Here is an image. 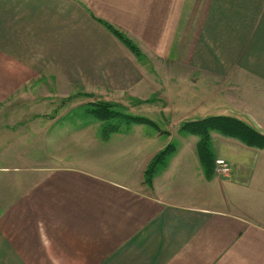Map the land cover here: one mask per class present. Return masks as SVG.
<instances>
[{"label":"crops","instance_id":"obj_1","mask_svg":"<svg viewBox=\"0 0 264 264\" xmlns=\"http://www.w3.org/2000/svg\"><path fill=\"white\" fill-rule=\"evenodd\" d=\"M49 66L58 79L115 80L135 93L164 81L158 90L178 92H155L163 105L154 109L171 124L144 125L156 130L150 137L134 125L136 137L101 138L98 154L80 157L84 169L55 168L50 200L47 185L13 187L33 195L0 201V264H264V149L211 132L214 160L232 171L206 176L199 137L180 131L227 116L264 133V102L245 86L224 92L229 82L264 81V0H0V105ZM136 141L137 156L121 151ZM172 145L147 185L145 171Z\"/></svg>","mask_w":264,"mask_h":264},{"label":"rangeland","instance_id":"obj_2","mask_svg":"<svg viewBox=\"0 0 264 264\" xmlns=\"http://www.w3.org/2000/svg\"><path fill=\"white\" fill-rule=\"evenodd\" d=\"M133 43L143 55L140 45L135 41ZM140 62L141 65H146L147 58ZM57 77L59 76L52 66H49L44 75L20 87V90L24 92L14 93L10 100L7 99L6 102L4 100L0 105V188L4 192V194L0 193L2 202L13 201L17 196H22L23 199L32 196L33 194L29 192L20 195L14 191L13 187L37 184L47 185L42 189L46 191L43 193L42 200H50L52 185L55 184V168L84 169L83 158L80 157L83 156L86 148L98 154L102 148L100 144H106L103 141L106 136L103 133L102 123L87 113L95 104L106 102L122 106L127 114L149 118L158 132L169 130L167 125L171 123L167 120L163 121L154 109L158 107L160 112L159 106L163 105L159 101L161 94L155 92L178 91L168 88L167 85L165 90H158V86L165 83L164 81L155 80L156 82L144 83L140 93H135L119 84H114L115 80L85 81L84 84ZM172 85H174L173 88H178L176 82H172ZM235 85L245 86L248 89L247 92L251 91L252 100L260 99L264 102L263 80L253 76L251 81L229 82L224 92L228 90L238 92L233 91ZM218 87L223 89L220 84ZM192 91L204 92L205 95L211 93L200 88ZM195 92H188V98H191ZM143 98H149V101ZM150 101L160 103L154 106V103H149ZM4 106L8 108L5 111ZM241 114L247 115L244 112ZM35 117H41L40 121H35ZM142 126L145 131L141 133L144 136L150 137L156 132L153 127ZM119 127L122 134L134 133V125L121 123ZM177 131L178 129L170 130L173 133H178ZM133 136L136 137L134 134ZM140 149H143V143L136 141L134 144L125 143L121 151L125 155L134 157ZM4 212V209H0V217L4 216Z\"/></svg>","mask_w":264,"mask_h":264},{"label":"trees","instance_id":"obj_3","mask_svg":"<svg viewBox=\"0 0 264 264\" xmlns=\"http://www.w3.org/2000/svg\"><path fill=\"white\" fill-rule=\"evenodd\" d=\"M103 25L135 56H141L137 46L126 35L107 23H103ZM124 110L122 106L105 102L104 104L99 103L91 106L90 111L87 113L102 123L105 136L120 131L121 127H119V125L121 123L155 126L151 120L145 117L127 114ZM180 131L199 137L197 151L206 176H210L212 172L214 173V157L210 148L211 132H217L226 137L238 139L251 147L264 149V137L257 129L235 117L217 116L203 119L198 122L185 123ZM172 151L173 145L168 146L157 155L149 165L144 173V180L147 185L152 184L155 171L166 162Z\"/></svg>","mask_w":264,"mask_h":264},{"label":"built area","instance_id":"obj_4","mask_svg":"<svg viewBox=\"0 0 264 264\" xmlns=\"http://www.w3.org/2000/svg\"><path fill=\"white\" fill-rule=\"evenodd\" d=\"M232 168L230 164L224 159L215 160L214 172L218 178H225L231 174Z\"/></svg>","mask_w":264,"mask_h":264},{"label":"water","instance_id":"obj_5","mask_svg":"<svg viewBox=\"0 0 264 264\" xmlns=\"http://www.w3.org/2000/svg\"><path fill=\"white\" fill-rule=\"evenodd\" d=\"M260 133V132H259ZM261 134V133H260ZM263 137H264V133L263 134H261Z\"/></svg>","mask_w":264,"mask_h":264}]
</instances>
